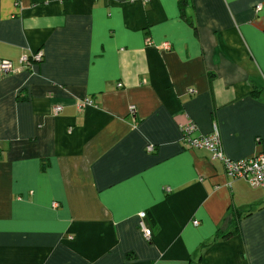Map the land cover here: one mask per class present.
<instances>
[{"label":"crops","instance_id":"0c3cea01","mask_svg":"<svg viewBox=\"0 0 264 264\" xmlns=\"http://www.w3.org/2000/svg\"><path fill=\"white\" fill-rule=\"evenodd\" d=\"M37 50L0 75V264H264V187L181 140L264 153V0H0V60Z\"/></svg>","mask_w":264,"mask_h":264},{"label":"built area","instance_id":"2783aa9c","mask_svg":"<svg viewBox=\"0 0 264 264\" xmlns=\"http://www.w3.org/2000/svg\"><path fill=\"white\" fill-rule=\"evenodd\" d=\"M261 9V5L257 4L255 10ZM161 47L164 49L169 48L167 42H163ZM43 59V51L37 50L35 52L23 53L17 62V65L11 60L1 59L0 60V75L5 76L11 74L20 69H30L34 64L41 62ZM120 85V84H119ZM193 92L192 89H189ZM93 104L91 98H79L76 101L78 108H83L87 105ZM61 110V106L57 105L54 108V112L57 113ZM128 114L135 118L136 107L131 104L128 109ZM182 137L181 140L186 146L190 148H204L209 151V163L213 164L215 161H220L224 168V173L229 178H238L246 180L252 187H264V153H258L256 155L241 158L237 160L226 157L222 151L221 140L217 128L214 126L213 131L208 135L198 134L193 135L196 131V125L192 120H188L181 126ZM154 146L149 144L147 146L148 151H152ZM169 191V188H166ZM139 228L143 236L149 240L151 237V228H149L145 221V213L140 212ZM197 224V221H194Z\"/></svg>","mask_w":264,"mask_h":264},{"label":"trees","instance_id":"16d2710c","mask_svg":"<svg viewBox=\"0 0 264 264\" xmlns=\"http://www.w3.org/2000/svg\"><path fill=\"white\" fill-rule=\"evenodd\" d=\"M230 234H231V232H228V233H226V234H223L222 237H227V236L230 235Z\"/></svg>","mask_w":264,"mask_h":264}]
</instances>
